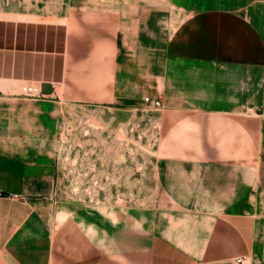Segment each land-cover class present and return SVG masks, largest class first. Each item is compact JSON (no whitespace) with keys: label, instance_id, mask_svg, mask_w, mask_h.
<instances>
[{"label":"crops","instance_id":"obj_1","mask_svg":"<svg viewBox=\"0 0 264 264\" xmlns=\"http://www.w3.org/2000/svg\"><path fill=\"white\" fill-rule=\"evenodd\" d=\"M69 42L65 23L0 18V264L264 263V129L247 113L264 96V0L173 27L162 72L187 108L165 112L148 206L55 203L30 150L3 151L17 87L65 84Z\"/></svg>","mask_w":264,"mask_h":264},{"label":"rangeland","instance_id":"obj_2","mask_svg":"<svg viewBox=\"0 0 264 264\" xmlns=\"http://www.w3.org/2000/svg\"><path fill=\"white\" fill-rule=\"evenodd\" d=\"M215 3L0 0V18L62 22L70 31L67 82L18 86L12 103L25 111L3 122L5 154L18 139L34 168L49 172L50 188L40 195L82 205L153 203L165 112L187 108L162 72L165 44L173 27ZM26 86L40 87L41 96L26 95ZM247 113L264 129V96ZM246 264L264 263L254 255Z\"/></svg>","mask_w":264,"mask_h":264},{"label":"built area","instance_id":"obj_3","mask_svg":"<svg viewBox=\"0 0 264 264\" xmlns=\"http://www.w3.org/2000/svg\"><path fill=\"white\" fill-rule=\"evenodd\" d=\"M23 92L26 95L29 96H35V97H40L41 96V88L37 86H26L23 88ZM246 259L239 260L240 264H246Z\"/></svg>","mask_w":264,"mask_h":264}]
</instances>
